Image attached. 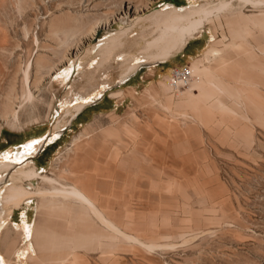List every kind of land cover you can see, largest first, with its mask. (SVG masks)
<instances>
[{
    "label": "rangeland",
    "instance_id": "rangeland-1",
    "mask_svg": "<svg viewBox=\"0 0 264 264\" xmlns=\"http://www.w3.org/2000/svg\"><path fill=\"white\" fill-rule=\"evenodd\" d=\"M190 4L211 8L202 33L147 63L162 30L132 26L124 8ZM128 58L137 68L123 83ZM175 68L188 79L171 82ZM77 101L36 159L57 184L27 185L75 186L91 208L25 203L27 221L19 210L1 229L0 264H264V0H0V160L25 137L53 140Z\"/></svg>",
    "mask_w": 264,
    "mask_h": 264
},
{
    "label": "bare ground",
    "instance_id": "bare-ground-1",
    "mask_svg": "<svg viewBox=\"0 0 264 264\" xmlns=\"http://www.w3.org/2000/svg\"><path fill=\"white\" fill-rule=\"evenodd\" d=\"M247 1H249V0H247ZM219 6H220V4H219ZM227 6H229L228 3H227ZM221 7L222 8L226 7V3L223 2V5L221 4ZM221 7H219V8H221ZM126 8L129 9V12H127ZM124 9H125V15L126 16L131 15V17H133L132 26L133 25H140V23L144 24V22H146V23H150V27L154 28L155 26H157V28H160L162 30L159 37L154 38L151 42H149L147 44V46H145L146 48L143 51L144 52L143 53L144 58L147 60V63H149V64L168 61L175 52L180 50V48L182 47V45L184 43L188 42L192 37L202 33L203 28L206 25V22L208 21V19H210V16H212L211 15V13H212L211 8L208 7L207 5L200 6V5L190 4V5L184 6V7H177L175 5H171L165 9H160V10L153 12V13H143V14H141V13L144 12L145 9H139V10L137 9L135 11H131V6L125 7ZM225 9L227 10V8H225ZM217 11H219V10H217ZM204 15H206V17H202ZM250 19L256 20V21L258 20L257 18H250ZM107 26H108L107 23L105 25H103V27H106V28H107ZM148 29H149V27H148ZM146 30L147 29L145 27V30L143 29L142 33H144ZM119 39H120L119 35H117V36L113 35L110 38L108 37L104 41V46L102 49L103 53L107 54V52L112 51L115 48V46L117 45V41H120ZM128 60H129V58H128ZM129 61H131V62L129 64L125 74L121 77L123 83H125L128 80V78L133 74V72H135V69L137 68V66H132L135 59L132 58ZM127 64H128V61H127ZM59 65L61 66V64H59ZM123 65H126V64H123ZM27 83H29L28 96L31 98L32 97L31 82H29L28 77H27ZM111 96L116 97V98L119 96H122V91L114 92L111 94ZM86 104H87V102H85V101H79V102L77 101V103L74 104L72 111L65 114V116H64L65 118L63 117L65 120L63 122H61V127L63 129L68 128L72 124V121L74 120V118H76L82 112V110L84 109ZM9 126L14 128L15 124L10 123ZM62 130L59 131V129H57L58 133H55V135L57 134L55 136V138H58L61 136ZM50 136H51V133H50ZM43 145H44V143H43ZM38 146H35V147L28 146L29 153L32 152L33 150L36 151L38 149ZM41 147H40V149H41ZM26 152L27 151H25V153ZM19 155H16V154H14L12 156L6 155L5 159L0 160V180H1V178L4 177V175H7V174L9 175L10 172H12V170L17 165L19 158L21 157ZM34 179H40L42 184H45V185H56L57 184V180L49 177L46 174H40V172H38V171L32 170L31 172L25 173V172H22L21 170H19L16 174V178H14L12 182H9L5 186V188H3L4 190L2 191V194H1L0 202L2 203V207L0 209V219H1L0 232H1L2 227L5 226V224H7L8 221L10 220L11 216L13 215L14 209H17V208L20 209V208H22V206L26 202H30L34 199H38L39 211L43 210V208H44V203H43L44 200L43 199L46 198L47 196H52L55 198L60 197L63 199H65V198L73 199V200H76L79 202L81 201V202L87 204L88 206H90V208H91L92 204L90 202V199L87 198V196L84 194V192H82L81 190H79L75 186L62 185L61 186L62 189L54 190V191L53 190H47L46 186L43 189L29 188L27 183L32 182V180L34 181ZM10 204L11 205L14 204V206L12 205V208L11 207L9 208L8 205H10ZM61 206H63L62 209L68 208L66 205H61ZM94 207H95L94 209H97L96 206H94ZM38 216H39V214H38ZM98 218H100V217H98ZM100 220H103V219H100ZM103 223H105V222H103ZM106 225H108V224L106 223ZM113 226H114V224H113ZM116 228H115V230H116ZM23 231H24V234L27 238L31 237V239H32L35 236L34 235V229L32 230V228L29 224H26L24 226ZM120 233H122V232H120ZM2 261H3V259H2Z\"/></svg>",
    "mask_w": 264,
    "mask_h": 264
},
{
    "label": "crops",
    "instance_id": "crops-1",
    "mask_svg": "<svg viewBox=\"0 0 264 264\" xmlns=\"http://www.w3.org/2000/svg\"><path fill=\"white\" fill-rule=\"evenodd\" d=\"M76 119V118H74ZM47 138V134L46 135H41V136H31V137H25L23 141H21L20 143L16 144L12 149H6L4 151H2V159H5V156L6 155H19V154H22V156L19 158V161L21 163H17V171H16V174L19 170H21L22 172H25V173H28V172H31L32 170H35V171H38V172H42V171H45V168L43 167H37L36 165V159L40 156V154L45 150L42 148L44 147L43 145V141ZM50 137L47 138L48 142L47 144L51 145L53 144L55 141H57L59 139L58 138H54L53 140H50ZM46 140V141H47ZM39 145V146H38ZM28 146H32V147H35V146H38V149L35 151L33 150L32 152L29 153L28 151ZM42 146V147H41ZM41 147V149H40ZM47 148V147H46ZM25 151H27L25 153ZM20 179V178H19ZM31 202V201H30ZM28 202H26L27 204ZM28 206V205H27ZM23 208H20V209H16L14 212H13V215L11 216L10 219L13 218L14 214L16 213V211H19V210H22ZM36 212L38 213V205L36 206ZM21 219H22V223L24 220L27 221V210L24 209L21 211ZM26 224H29V223H26ZM30 225V224H29ZM15 227L19 228L20 227V223H15L14 224ZM31 226V225H30ZM24 228V226H23ZM32 230L34 229V226H31ZM24 232V231H23Z\"/></svg>",
    "mask_w": 264,
    "mask_h": 264
},
{
    "label": "built area",
    "instance_id": "built-area-1",
    "mask_svg": "<svg viewBox=\"0 0 264 264\" xmlns=\"http://www.w3.org/2000/svg\"><path fill=\"white\" fill-rule=\"evenodd\" d=\"M190 76V70L186 69V68H175L172 71V75L169 78V80L171 82H178L181 81L182 79H188V77Z\"/></svg>",
    "mask_w": 264,
    "mask_h": 264
},
{
    "label": "water",
    "instance_id": "water-1",
    "mask_svg": "<svg viewBox=\"0 0 264 264\" xmlns=\"http://www.w3.org/2000/svg\"><path fill=\"white\" fill-rule=\"evenodd\" d=\"M102 98H103V97H101V98L95 100L93 103L88 104L87 106H89V105H94L95 103H97V102H98L100 99H102ZM87 106H86V107H87ZM66 130H67V129H64V130L61 132V136L64 134V132H65ZM49 136H50V133L47 134V138H49ZM47 138H46V139H47ZM46 139L43 141V143H44V147L42 148V150H43V149H46V147L49 146V144H47L48 140L46 141Z\"/></svg>",
    "mask_w": 264,
    "mask_h": 264
},
{
    "label": "trees",
    "instance_id": "trees-1",
    "mask_svg": "<svg viewBox=\"0 0 264 264\" xmlns=\"http://www.w3.org/2000/svg\"><path fill=\"white\" fill-rule=\"evenodd\" d=\"M51 149H52V147H48L42 153H44L46 155Z\"/></svg>",
    "mask_w": 264,
    "mask_h": 264
}]
</instances>
